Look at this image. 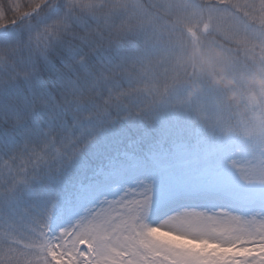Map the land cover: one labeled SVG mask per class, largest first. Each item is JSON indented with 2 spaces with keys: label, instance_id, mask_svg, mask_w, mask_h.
I'll list each match as a JSON object with an SVG mask.
<instances>
[{
  "label": "snow or ice",
  "instance_id": "1",
  "mask_svg": "<svg viewBox=\"0 0 264 264\" xmlns=\"http://www.w3.org/2000/svg\"><path fill=\"white\" fill-rule=\"evenodd\" d=\"M253 71L264 0L0 13V264H264Z\"/></svg>",
  "mask_w": 264,
  "mask_h": 264
},
{
  "label": "trees",
  "instance_id": "2",
  "mask_svg": "<svg viewBox=\"0 0 264 264\" xmlns=\"http://www.w3.org/2000/svg\"><path fill=\"white\" fill-rule=\"evenodd\" d=\"M21 2H23V7H25L26 2L24 0H21ZM0 3H1L0 10L2 11V13H6L9 19L13 18L10 15L11 14L10 7H8L6 1L0 0ZM25 10H27V8L25 9L23 8L20 11H25ZM191 54L196 57H207L208 51L198 50L197 48H195L192 50ZM205 66L207 67V65ZM213 73H214L212 78L213 83H218L223 88L236 87V80H234L232 76L228 74L227 69L218 66L213 69ZM243 79L246 80L250 86H256V87L259 85V81L260 82L262 81V78L258 76V74H256L255 71L244 74Z\"/></svg>",
  "mask_w": 264,
  "mask_h": 264
},
{
  "label": "rangeland",
  "instance_id": "3",
  "mask_svg": "<svg viewBox=\"0 0 264 264\" xmlns=\"http://www.w3.org/2000/svg\"><path fill=\"white\" fill-rule=\"evenodd\" d=\"M6 4L8 5V7H10V12H11V16L14 17L17 15V10H22L23 8H27L30 4V0H24L26 2L25 7H23V2H21V0H5ZM0 7H1V3H0ZM0 13H2V11L0 10ZM198 50H206L204 48H197ZM262 81H259V85L257 87H261L264 86V77H261ZM233 97L230 96V99H232Z\"/></svg>",
  "mask_w": 264,
  "mask_h": 264
}]
</instances>
